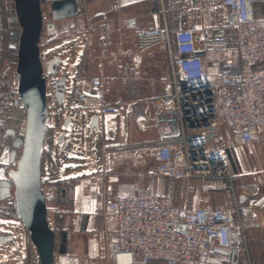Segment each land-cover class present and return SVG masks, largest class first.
<instances>
[{"label": "built area", "instance_id": "built-area-1", "mask_svg": "<svg viewBox=\"0 0 264 264\" xmlns=\"http://www.w3.org/2000/svg\"><path fill=\"white\" fill-rule=\"evenodd\" d=\"M39 1L44 33L53 22L51 5L55 0ZM253 3L254 0H222L221 6L228 10L225 23L192 24L173 36L166 24L157 29H143L135 19L127 18L119 28V41L115 42L111 26L104 24L99 38L97 71L86 79L81 74V66L77 67L71 96H65L61 105L63 120L71 117L69 128L75 129L76 121L85 112H91L92 117L98 116L100 128L109 116H123L128 125L134 114L133 106L110 101L111 85L116 81L128 83L135 78L128 59L151 55L156 49L163 51L169 60V81L152 119L156 138L130 145L101 136L100 157L109 160L127 151H142L156 165L138 173V177L171 179L173 194L177 181L181 182V194L185 193L186 183L196 182L202 196L231 191L236 199V174L231 169L228 153L231 147L226 143L223 129L238 141L250 144L264 127V17L256 16ZM6 32L0 3V36ZM126 33L134 36L132 48L124 46ZM18 46L19 41L9 43V48L17 52ZM204 55H219V58L206 67ZM108 68L111 74L107 73ZM44 76L49 98L51 94L54 96V81L47 72ZM60 76L58 72L57 77ZM14 83L12 97L16 100L18 74ZM9 119L0 116V170L7 179L17 169L15 162L22 150V145L15 147V162L8 157L4 159L14 148V138L7 131L13 130L17 138H23L26 129V121L22 129L15 130L8 124ZM112 176L118 177V173L114 171ZM101 204L103 214L117 225L115 250L109 255L111 264H207L211 257H220L225 264H236L237 257L247 249V231L260 227L257 213L240 206L237 200L232 208L189 209L177 205L173 195L158 193L151 185L113 199L104 189ZM5 208L15 209L13 195L0 199V211ZM47 210L48 214L56 212L50 204Z\"/></svg>", "mask_w": 264, "mask_h": 264}, {"label": "crops", "instance_id": "crops-1", "mask_svg": "<svg viewBox=\"0 0 264 264\" xmlns=\"http://www.w3.org/2000/svg\"><path fill=\"white\" fill-rule=\"evenodd\" d=\"M221 1L188 0L182 3L180 0H76L78 14L75 17L55 22L53 30L50 29L42 33L41 41L43 44H48L60 39L65 43L66 49L74 45V56L72 58L67 56L62 59L58 71L60 75H66L68 78L65 93L66 98H68L75 86L73 73L77 67L81 66V74L86 79L93 76L97 71L99 38L104 24L111 26L115 42L119 41V28L123 20L127 18L135 19L143 29H157L166 24L173 36L178 30L192 24L216 26L225 23L228 10L221 6ZM253 7L256 16L264 17V0H254ZM198 37L199 35L196 33L197 40ZM123 43L126 48H132L134 46L133 34L126 33ZM197 46L201 48L199 41H197ZM159 51L156 49L151 55L136 56L131 60H127L133 66L134 79L137 81L142 80L147 86L154 89L159 87L161 81V75L157 76L155 74L157 61L161 58ZM216 58H219V55H204L205 66H210ZM70 59L72 60L70 61ZM166 60L167 65H169L167 55ZM107 73L111 74L112 70L108 68ZM16 74L15 67L13 78ZM7 76H9L8 82L10 84L11 77L6 74L1 77L0 83L7 81ZM69 80H73L71 89L68 86ZM114 84L108 97L112 102H119L113 99V91L118 87ZM84 89L88 90V87ZM11 95L12 92H10V100L13 99ZM155 96L154 93L152 95L147 94L143 96L144 100L125 102L132 105L134 109L132 120L128 125L125 124L123 116H109L100 129L91 130L89 124L92 113L85 112L80 126L78 125L77 135L73 136V133H71L72 135L69 138H72L75 146H82L83 149L80 148L78 151L83 154L81 158L85 160L84 165L89 167L91 173L87 177H82L75 185L73 201L63 203L61 207L58 206L57 212L61 211V214H63L59 226L64 229L62 231L59 229L62 233L61 236L59 235L55 249V264H111L109 255L115 250L114 241L117 225L115 220L106 217L102 212L101 198L104 189H107V195L110 199L133 193L145 185L153 186L156 192L163 195H173L172 191L167 193L159 191L160 189L166 191L163 181L168 178L145 180L138 177V173L144 172L146 169H140L142 163L136 162L138 159L132 158L134 155L132 153L145 154L144 152L127 151L109 160L100 157L101 136H104L108 141H125L130 145L144 143L156 138V130L152 119L156 112V105L162 96L159 98ZM153 97L155 98L151 99ZM14 101L12 109L10 108L5 116L13 119L14 116L11 115H15L16 118L14 117V119L17 121V127L22 129L26 121V112L20 106H15ZM81 129L84 132L80 142ZM72 130L71 128L70 132ZM85 131L88 132V135ZM223 132L227 145L231 147L228 153L231 169L236 174L234 179L236 199L231 191H219L209 196L213 198L212 207L232 208L237 200L240 206L257 213L260 227L247 231V249L237 257L236 264H264V255L254 253L251 238L255 232L264 229V127L260 129L255 141L250 144L238 141L227 129H223ZM66 137L65 140H68ZM14 142L15 139L12 142V147ZM242 146L247 147L248 155L244 154ZM11 154L9 156L5 154L4 159L8 157L11 160ZM236 161L239 162L240 167L244 169L247 166L250 171L246 173L239 172ZM77 169L79 175H84L87 172V168H84L83 165ZM63 170L64 167L61 170L62 175L68 176V173ZM114 171L118 173V177L112 176ZM2 176L0 170V182L7 179V177ZM198 194L200 195V193ZM242 197L244 199H241ZM55 214L56 212L53 213V215ZM49 222L52 225L50 215ZM28 235V231L25 229L26 241L29 239ZM0 236L8 237L9 234L3 232L0 233ZM11 238L4 244H0V246L10 244L13 241ZM207 264L225 263L220 257H211Z\"/></svg>", "mask_w": 264, "mask_h": 264}, {"label": "water", "instance_id": "water-1", "mask_svg": "<svg viewBox=\"0 0 264 264\" xmlns=\"http://www.w3.org/2000/svg\"><path fill=\"white\" fill-rule=\"evenodd\" d=\"M15 14L21 33L18 46L16 72L19 76L18 98L15 106H22L26 112V129L23 138H17L13 130L7 133L15 139L11 161L16 160V149L22 145L19 159L15 162L17 169L11 171L7 180L0 182V199L11 195L15 198V211L24 228L28 231L30 243L35 247L39 264H55L56 236L49 225L47 204L53 195H46L42 188V153L46 141L49 117L48 84L45 72L54 81V98L59 105L65 100L67 76H58L62 63L61 57L49 59L44 63L41 58V36L44 28L39 0H13ZM52 23L75 17L78 14L76 0H55L51 5ZM71 123L66 117L63 132L58 141L62 144ZM91 130L100 128L98 116L92 117ZM241 199H244L242 197ZM10 239V238H9ZM0 236V244L9 240ZM13 240V238H11Z\"/></svg>", "mask_w": 264, "mask_h": 264}, {"label": "rangeland", "instance_id": "rangeland-1", "mask_svg": "<svg viewBox=\"0 0 264 264\" xmlns=\"http://www.w3.org/2000/svg\"><path fill=\"white\" fill-rule=\"evenodd\" d=\"M0 3H2V6L4 8L5 11V16H6V20H7V32L5 35H15V33H17L18 31L16 30V28H11L13 27L12 23H10V21L12 20L14 13H13V7H14V2L13 0H0ZM16 16V15H15ZM11 25V26H10ZM0 36V79L1 77L6 74V75H10L11 77V82L9 84L8 79L9 76L6 77L5 82L0 83V115L2 117H6L5 115H7L8 110L11 108L12 109V103H13V99L10 100V92H12V90L15 89V83H14V70L15 67L17 68V61L18 58L15 57V53L12 49L9 48L8 46L4 45L5 39H7L6 36ZM5 37V39H4ZM58 40V39H56ZM55 41V40H54ZM53 42V41H52ZM42 44V45H41ZM40 44V49L41 47H43L42 49V53L41 55H44V59L43 61H47L46 59H52L57 57V53H54L51 56L46 55L47 49H46V44L41 43ZM54 47V46H53ZM54 49V48H53ZM160 53V60L157 61L158 65L156 67V75L161 77V81H160V85L157 88H151L150 86H147L145 84L144 81L142 80H135L134 78L132 80H130L128 83H123L120 81H116L113 84L118 86L116 88V90L113 91V96L115 100L119 101V102H138L140 100H144L143 96H146L147 94L152 95L153 93L156 95V98H159L161 96H163V92L165 89V85L168 83L169 81V65H167V60H166V53L163 51H159ZM74 56V55H73ZM62 58V57H61ZM72 59H70L71 61ZM162 65V66H160ZM151 72V71H149ZM153 73V72H152ZM63 76V75H61ZM13 78V79H12ZM13 80V81H12ZM113 84L111 85V88L113 86ZM69 88L71 89L73 87V80H69ZM115 86V87H116ZM49 93H51V89H49ZM12 96V95H11ZM155 97L151 98L154 99ZM13 98V97H12ZM21 108H23L22 106H20ZM48 108H49V117L46 120V124L48 126H51L52 128H54L53 130L55 132H57V135L62 134L63 132V123H59L57 120V106H56V102H55V98L54 96L51 94L48 98ZM24 109V108H23ZM13 111V110H12ZM14 116L16 118L15 115H11ZM9 119V125L15 129L18 130L17 127V121L14 119ZM84 117V115H83ZM82 117V118H83ZM82 118L79 119V121H76V125H75V129H73L74 127H72V131L70 132L71 128L69 129V131H67V137L66 139H68V141L72 140V138H69L73 133V136L76 134L77 135V128L78 125L80 126ZM20 130V129H19ZM22 131V130H21ZM81 132V138L79 139L80 142L82 141L83 138V130H80ZM85 133L88 135V132L85 131ZM59 139V138H58ZM47 145V144H46ZM74 145V144H73ZM72 146V145H71ZM75 147V151H72L70 155H68L71 161H66L63 164V167L69 166L70 171L67 174L68 176H64V174L62 175V177L64 179H72L73 181H71L68 184H63L60 188L63 189L65 188V197L61 196V191H57L54 192V188L53 187H46L45 188V192L48 194H56L57 193V199L55 201H48V204L50 203L51 206H54V208H56V211L58 209V204H57V200L59 203H69L73 201V192L75 189V185L78 184V181H80V179L82 177H87L89 176V174L91 173V170L88 169L89 167L87 165H84L85 160L82 159L81 157L83 156V154H81V152L78 151V149H83L81 145H74ZM243 150H244V154L248 155V149L246 146H242ZM88 149V148H87ZM54 151V149L52 150ZM100 152H101V145H100ZM134 154L132 156V158L134 159H138L136 160V162L142 163L141 166V170L146 169L145 171H148L150 169H152L153 167H155L156 163L155 160L147 155L146 153H132ZM234 154V152H233ZM60 159H62V156L60 157ZM236 164L238 165L239 168V172L241 173H246L249 170V168L246 166V168H242L240 167V164L238 161H236ZM84 168H87V172L84 175H79L78 174V167L80 168V166H82ZM148 169V170H147ZM88 173V175H86ZM237 173V171H236ZM91 176V175H90ZM157 179H163V177H157L154 178V180ZM163 183L165 184V190L163 191L162 189H160V192H164L167 193L168 191H172L173 188V181L171 179H167L164 180ZM153 187V186H152ZM180 187H181V182L177 181L176 182V190L173 194L174 197V201L177 205L185 207V208H198V207H212L213 205V198H210L209 196H201L198 194L197 191V184L196 182H188L185 184V193L181 194L180 193ZM155 188V187H154ZM156 190L158 191V189L156 188ZM60 193V194H59ZM172 193V192H171ZM170 193V195H171ZM197 194V195H196ZM254 209H255V204H254ZM260 210V208H259ZM51 218L52 221V225L55 224V215H53V213L48 214V218ZM60 220V219H59ZM62 221V220H60ZM22 222L19 220V218L16 215V211L15 209H10V208H5L2 209V211H0V233H7L9 234V236L7 237L9 238H13V241L8 244L7 246H0V264H39V257L37 255L36 249L35 247H33V245L30 243V240L28 239L26 241V236H25V228L23 227V225H21ZM65 227V226H64ZM59 229L62 231V229H64L62 226L56 227L57 230V237H56V243H55V249L57 246V241L59 239V235L61 236V231H59ZM29 237V235H28ZM252 246H253V250L254 253L256 255H264V229H260L257 232H255L252 235ZM1 243V242H0ZM23 259V260H22Z\"/></svg>", "mask_w": 264, "mask_h": 264}, {"label": "trees", "instance_id": "trees-1", "mask_svg": "<svg viewBox=\"0 0 264 264\" xmlns=\"http://www.w3.org/2000/svg\"><path fill=\"white\" fill-rule=\"evenodd\" d=\"M13 10H14L13 11L14 16H13L12 20L10 21V23H12L13 27H11V28H16V30L18 32L15 33V35L10 34L9 37H8V35H5V34L1 35V36L5 35L7 37V39H5V37H4V39H5L4 45L5 46H8L9 43H11V42H18L19 37H20V33H21L20 25L18 23L17 17L15 16L16 14H15V8L14 7H13ZM3 18H4L5 26L8 27L4 8H3ZM41 43H42V41H41ZM45 46L47 49L46 55H48V56H51L54 53H57V55L61 56L62 59H65L67 56H69V58H72L74 53H75L74 45H71L70 47H68V50H65L66 45L60 39L55 40L53 42H50V43L46 44ZM42 49H43V47H41V53H42ZM14 53H15L14 54L15 57L18 58V55H17L18 52L14 51ZM57 109H58L57 110V112H58L57 113V120L60 124L64 123V120L62 117L61 105H59L57 107ZM53 129L54 128H52L51 126H48V130H47V134H46V141H45V145H44V149H43V153H42V188H43L44 192H45V188L47 186L53 187L54 192H57L60 190V188L63 184H68L71 181H73L72 179L71 180L70 179H64L61 175V170L63 169L64 162L71 161L69 159L70 157L68 155H70L72 151H75V147L73 145L72 140H70V141L64 140V142L62 144H60L58 141L59 135H57V132H55ZM53 149H54V151H52ZM61 156H62V159H60ZM63 171L65 173H69V171H70L69 166L64 167ZM60 191H61V196L65 197V188L61 189ZM46 195H52V194L46 193ZM53 196H54V198H53V200H51L52 202L57 199L58 195L56 193V194H53ZM57 204L60 207L63 205V203H59L58 200H57ZM62 218H63V214H61V211H58V212L56 211L54 226L51 225V223L49 222L50 228L55 233L56 237H57L56 227H57V224L59 226V224L62 222V221H60V220H62Z\"/></svg>", "mask_w": 264, "mask_h": 264}]
</instances>
